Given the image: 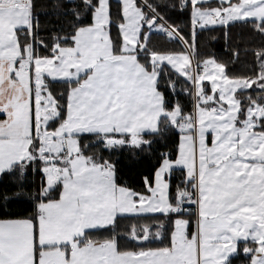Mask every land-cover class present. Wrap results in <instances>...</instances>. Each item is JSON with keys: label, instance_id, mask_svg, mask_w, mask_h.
I'll use <instances>...</instances> for the list:
<instances>
[{"label": "snow or ice", "instance_id": "6c2138e0", "mask_svg": "<svg viewBox=\"0 0 264 264\" xmlns=\"http://www.w3.org/2000/svg\"><path fill=\"white\" fill-rule=\"evenodd\" d=\"M66 2L49 41L36 0H0V264H264V48L252 76L194 59L198 30L264 35V0ZM170 133L143 191L103 155Z\"/></svg>", "mask_w": 264, "mask_h": 264}, {"label": "trees", "instance_id": "16d2710c", "mask_svg": "<svg viewBox=\"0 0 264 264\" xmlns=\"http://www.w3.org/2000/svg\"><path fill=\"white\" fill-rule=\"evenodd\" d=\"M215 3V0H213ZM37 12L39 13L40 24L42 27V35L51 40V29L56 27H63V34L71 32V23L73 17L71 15L65 16L64 10L69 8L70 5L66 0H36ZM167 11V10H166ZM170 19L174 23L181 25L185 35L190 30V20L187 14L181 15L178 12L168 11ZM112 35H117V29L112 27ZM216 37V39H213ZM153 44L161 51H179L181 45L176 42H170L163 35L153 36ZM264 48V35L254 31L251 24L235 23L230 28V43L228 50H226L223 29L220 26H210L205 30H198L197 51L194 59L203 61L209 57L215 56L217 60L225 62L228 65L227 71L230 76H252L258 72L256 64L255 50ZM239 51V58L233 62V52ZM190 86V82L189 85ZM58 88L60 86H57ZM162 90H166L165 83L161 81ZM251 91V90H249ZM254 94V93H253ZM180 100L190 108L191 99L187 95L181 93ZM151 139L152 137H147ZM174 134H169L165 137V142L157 140L153 145L151 153L137 152L133 149L124 148L119 151H103V155L110 159L118 170V175L122 178L127 186L132 187L137 191H143L142 178L147 176L157 166L158 155L157 152L166 151L173 147L175 140ZM95 150V149H92ZM180 173H176V179H179ZM7 179V178H5ZM176 180L174 179L173 183ZM26 205H12L8 210L12 212L21 211ZM0 211V215H2ZM130 221H120L118 230L121 232L126 231ZM97 238L106 233L100 232L95 234ZM125 240H121V244H125ZM155 246V245H153ZM244 261L243 255L233 259V264H242Z\"/></svg>", "mask_w": 264, "mask_h": 264}, {"label": "rangeland", "instance_id": "374dc122", "mask_svg": "<svg viewBox=\"0 0 264 264\" xmlns=\"http://www.w3.org/2000/svg\"><path fill=\"white\" fill-rule=\"evenodd\" d=\"M205 83H206V84L209 86V88H210V83H211V82H210V81H206ZM241 248H242V244H241Z\"/></svg>", "mask_w": 264, "mask_h": 264}, {"label": "crops", "instance_id": "0c3cea01", "mask_svg": "<svg viewBox=\"0 0 264 264\" xmlns=\"http://www.w3.org/2000/svg\"><path fill=\"white\" fill-rule=\"evenodd\" d=\"M3 118H4L3 114H0V119H3Z\"/></svg>", "mask_w": 264, "mask_h": 264}]
</instances>
